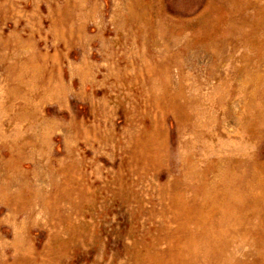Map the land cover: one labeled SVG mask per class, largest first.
I'll return each instance as SVG.
<instances>
[{
  "label": "rangeland",
  "instance_id": "obj_1",
  "mask_svg": "<svg viewBox=\"0 0 264 264\" xmlns=\"http://www.w3.org/2000/svg\"><path fill=\"white\" fill-rule=\"evenodd\" d=\"M0 264H264V0H0Z\"/></svg>",
  "mask_w": 264,
  "mask_h": 264
}]
</instances>
